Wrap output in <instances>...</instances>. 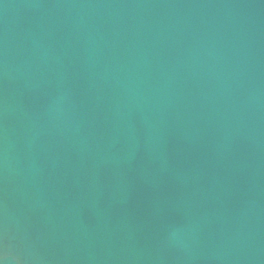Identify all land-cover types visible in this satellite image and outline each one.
Segmentation results:
<instances>
[{
	"label": "water",
	"instance_id": "water-1",
	"mask_svg": "<svg viewBox=\"0 0 264 264\" xmlns=\"http://www.w3.org/2000/svg\"><path fill=\"white\" fill-rule=\"evenodd\" d=\"M0 264H264V0H0Z\"/></svg>",
	"mask_w": 264,
	"mask_h": 264
}]
</instances>
